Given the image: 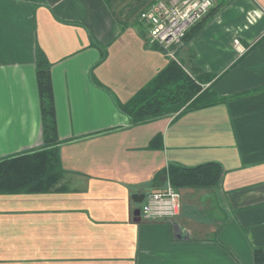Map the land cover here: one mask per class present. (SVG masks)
Wrapping results in <instances>:
<instances>
[{
    "label": "crops",
    "instance_id": "0c3cea01",
    "mask_svg": "<svg viewBox=\"0 0 264 264\" xmlns=\"http://www.w3.org/2000/svg\"><path fill=\"white\" fill-rule=\"evenodd\" d=\"M113 3L0 0V159L42 147L41 52L61 167L55 190L0 193V264H261L264 0H215L176 51L223 101L133 125L117 104L169 57ZM206 162L217 182L176 187L172 218L141 217L169 164Z\"/></svg>",
    "mask_w": 264,
    "mask_h": 264
},
{
    "label": "trees",
    "instance_id": "16d2710c",
    "mask_svg": "<svg viewBox=\"0 0 264 264\" xmlns=\"http://www.w3.org/2000/svg\"><path fill=\"white\" fill-rule=\"evenodd\" d=\"M104 1L110 5L115 2ZM153 1L147 2L143 7ZM203 17L188 29L183 40L200 27ZM134 21L140 25L136 17ZM36 81L42 147L0 159V193L55 190L57 175L61 173L58 163L60 141L56 130L50 65L41 52H37L36 56ZM201 82L200 76L190 75L177 61L168 58L166 65L146 85L126 102L118 103L117 106L133 125L169 112L190 111L224 100L209 88L202 89ZM220 174L221 165L216 162H206L192 167L169 164L167 168L169 182L174 188L184 185H211L218 181ZM258 252L259 250H255V254ZM261 264H264V260Z\"/></svg>",
    "mask_w": 264,
    "mask_h": 264
},
{
    "label": "built area",
    "instance_id": "2783aa9c",
    "mask_svg": "<svg viewBox=\"0 0 264 264\" xmlns=\"http://www.w3.org/2000/svg\"><path fill=\"white\" fill-rule=\"evenodd\" d=\"M215 0H155L141 8L136 19L147 41L177 61L176 51L188 29L208 12ZM237 42V41H236ZM180 208L179 192L167 185L148 191L141 204V217L149 221L172 218Z\"/></svg>",
    "mask_w": 264,
    "mask_h": 264
},
{
    "label": "rangeland",
    "instance_id": "374dc122",
    "mask_svg": "<svg viewBox=\"0 0 264 264\" xmlns=\"http://www.w3.org/2000/svg\"><path fill=\"white\" fill-rule=\"evenodd\" d=\"M149 1L150 0H115V3H113V9L116 14L121 15L123 18L124 15L125 17L127 16V21L130 22L133 27L143 29L141 25H138L137 23L135 24L134 18L136 17L137 12Z\"/></svg>",
    "mask_w": 264,
    "mask_h": 264
},
{
    "label": "water",
    "instance_id": "95a60500",
    "mask_svg": "<svg viewBox=\"0 0 264 264\" xmlns=\"http://www.w3.org/2000/svg\"><path fill=\"white\" fill-rule=\"evenodd\" d=\"M137 212V211H136Z\"/></svg>",
    "mask_w": 264,
    "mask_h": 264
}]
</instances>
